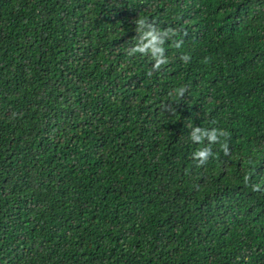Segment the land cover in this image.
<instances>
[{"label":"trees","instance_id":"obj_1","mask_svg":"<svg viewBox=\"0 0 264 264\" xmlns=\"http://www.w3.org/2000/svg\"><path fill=\"white\" fill-rule=\"evenodd\" d=\"M0 264H264V0H0Z\"/></svg>","mask_w":264,"mask_h":264},{"label":"clouds","instance_id":"obj_2","mask_svg":"<svg viewBox=\"0 0 264 264\" xmlns=\"http://www.w3.org/2000/svg\"><path fill=\"white\" fill-rule=\"evenodd\" d=\"M139 23L143 24L144 20H140ZM149 35L152 37L151 40L149 41V44L153 46V55L157 56L161 52V49L155 47L157 37L152 33H149ZM145 47H148V45H145ZM177 47H179V44H177ZM140 51H143V49H140ZM184 59H187V57H184ZM161 63H165V61L158 58L156 64L153 65V67L158 69ZM180 94L182 95L183 91H181ZM197 133H201V135H197ZM202 136H207V139L210 142H217L216 129H212L211 132H208V130L204 129V131L202 132V129L200 127H196L191 132V139L194 142H202ZM221 147L224 150L225 154H227L228 152L227 145L222 144ZM193 155L194 158H196L200 164H203L208 159V157L212 155V153H211V149L206 147L196 151ZM253 187L254 190H259L258 185H255Z\"/></svg>","mask_w":264,"mask_h":264}]
</instances>
